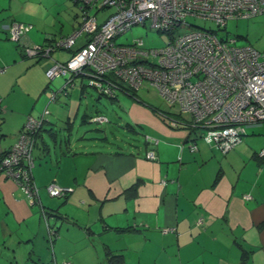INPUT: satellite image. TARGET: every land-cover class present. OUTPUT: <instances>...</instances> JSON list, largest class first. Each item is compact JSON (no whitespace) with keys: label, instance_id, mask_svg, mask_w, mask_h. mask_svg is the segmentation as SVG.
<instances>
[{"label":"crops","instance_id":"obj_1","mask_svg":"<svg viewBox=\"0 0 264 264\" xmlns=\"http://www.w3.org/2000/svg\"><path fill=\"white\" fill-rule=\"evenodd\" d=\"M33 7L30 0H0V156L28 115L48 110L33 149L38 201L29 204L0 174V248L14 253L10 264L17 249L27 250L28 264H108L109 254H121L124 264H264V121L246 126L224 153L200 139L190 150L194 132L171 129L134 104L130 117L152 129L155 146L106 151L71 137L69 120L85 85L75 78L59 93L58 82L45 78L52 61L25 55L21 45L56 37L34 21ZM10 22L35 25L17 43L1 28ZM58 51L51 57L59 62L72 52ZM147 149L154 160L144 157ZM48 184L71 190L50 198ZM45 223L56 231L50 239Z\"/></svg>","mask_w":264,"mask_h":264},{"label":"built area","instance_id":"obj_2","mask_svg":"<svg viewBox=\"0 0 264 264\" xmlns=\"http://www.w3.org/2000/svg\"><path fill=\"white\" fill-rule=\"evenodd\" d=\"M73 2L79 4L81 10L78 29L59 39L49 38L44 44L21 45L26 56L37 59L49 58L55 50H72L66 60H52L45 69L47 80L63 77L64 82L57 92H64L73 79L84 78L85 86H91L98 96L115 99L118 93L137 91L145 83L165 102L176 105L180 113L188 114V119L168 120L169 128H191L197 139L214 145L222 153L241 140L246 126L264 121V49L258 51L250 45H235V37L222 39L202 29L170 37L158 49L145 47L141 38L127 44L115 43L118 36L146 21L160 33L171 32L184 24L187 16L208 19L224 27L228 20L264 14V0ZM92 8L110 12L97 23L96 16L88 14ZM27 27L10 22L1 28L10 40L21 43ZM81 37L83 43L73 49ZM55 95L54 91L50 92L49 102H54ZM47 114L44 108L38 117L28 115L14 142L0 157V174L22 188L29 204L38 201L37 189L31 180L33 147L35 136L47 122ZM103 119L97 116L89 121ZM145 139L157 143L148 137ZM187 146L195 150L194 143ZM145 158L153 160V152L147 151ZM45 190L51 197H60L71 188L48 184ZM45 228L51 238L53 228L46 223Z\"/></svg>","mask_w":264,"mask_h":264},{"label":"rangeland","instance_id":"obj_3","mask_svg":"<svg viewBox=\"0 0 264 264\" xmlns=\"http://www.w3.org/2000/svg\"><path fill=\"white\" fill-rule=\"evenodd\" d=\"M30 2L34 9L29 14L38 25L41 24L46 28L45 31L56 36L54 39L68 36L75 29L74 27L81 23L80 5L74 3L73 0H30ZM109 12V9L103 11L92 8L88 14L96 16L97 23H100ZM23 24L29 26L27 27L28 30L31 29V25H35L29 22ZM199 29L211 31L222 39L235 37V45H251L259 50L264 48V14L248 19L228 20L224 27H219L208 19L187 16L184 24H180L167 33L155 31L149 27V23L146 21L144 25L133 26L118 36L115 43L127 44L135 38H141L145 47L158 49L170 37ZM58 52L55 50L50 53V61L53 60L51 55L58 54ZM62 79L63 77L60 76L55 77L51 83L58 82L57 85L60 87L59 81ZM81 79L85 85L86 80L84 78H76L78 82ZM76 89L79 93L80 90L77 87ZM81 91V99H77L80 102L77 103L79 110L69 120L71 123L68 124L70 126L68 131L71 137H83L91 146L100 150L115 151L125 149L126 146L142 147L143 142L145 144L151 142L145 137L158 141L147 124L131 119V104L145 108L153 115H160L166 123L170 119L181 121V119L189 118L188 114L180 113L176 105L165 102L152 86L145 83L137 91H128L123 95H118L115 100L98 96L91 86H85ZM83 114H85V118ZM97 116H102L104 119L98 122L88 121V118ZM44 137H46L45 134ZM0 250V264H10L7 255L11 254L12 257L14 253H11L10 249L2 247ZM17 253V263L11 264H28L27 250L20 251L17 249Z\"/></svg>","mask_w":264,"mask_h":264},{"label":"trees","instance_id":"obj_4","mask_svg":"<svg viewBox=\"0 0 264 264\" xmlns=\"http://www.w3.org/2000/svg\"><path fill=\"white\" fill-rule=\"evenodd\" d=\"M47 40V39H46ZM45 40V41H46ZM45 41L42 43V44H44L45 43ZM128 91H125V93H127ZM159 116V118H161L162 119V121L166 124V122H165V120L160 116V115H158ZM182 120V119H181ZM167 125V124H166ZM168 127V126H167ZM176 129H188V131L189 132H194L195 133V130H193V129H191V128H186V127H182V126H180V127H177ZM193 133V134H194ZM195 135L196 134H194V140L192 141V142H187L186 143V145H188V143H194L195 144V140H197V138L195 137ZM37 136V135H36ZM36 136H35V140H36ZM34 144H35V142H34ZM149 146H155L152 142H150V143H147ZM157 144V143H156ZM182 146V145H181ZM188 147V146H187ZM35 148V146L33 147V149ZM147 151H152L151 149H147L146 151H145V154H146V152ZM153 152V151H152ZM5 153V152H4ZM3 153V154H4ZM2 154V155H3ZM145 154H144V157H145ZM1 155V156H2ZM154 155V154H153ZM0 156V157H1ZM33 160L35 161V157H34V153H33ZM154 160V159H153ZM33 165H34V163H33ZM31 180H32V178H31ZM64 194V193H63ZM63 194H62V196H63ZM62 196H60V197H62ZM60 197H58V198H60ZM47 211L46 210H44L43 208H41V215L44 217V218H46L47 217ZM49 226V225H48ZM49 227H51V226H49ZM53 228V236L52 237H54L55 235H56V231H55V228L54 227H52ZM47 236H48V234H47ZM51 237V238H52ZM49 238V237H48ZM50 239V238H49ZM107 259H108V264H124L123 263V259H122V255L121 254H109L108 256H107ZM50 264V263H49Z\"/></svg>","mask_w":264,"mask_h":264}]
</instances>
